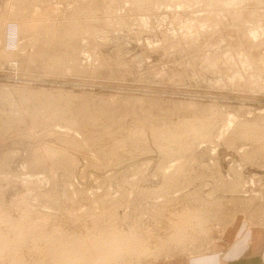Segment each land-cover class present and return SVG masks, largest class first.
<instances>
[{
	"label": "rangeland",
	"instance_id": "obj_1",
	"mask_svg": "<svg viewBox=\"0 0 264 264\" xmlns=\"http://www.w3.org/2000/svg\"><path fill=\"white\" fill-rule=\"evenodd\" d=\"M137 1L0 0V264H162L264 227V1Z\"/></svg>",
	"mask_w": 264,
	"mask_h": 264
},
{
	"label": "crops",
	"instance_id": "obj_2",
	"mask_svg": "<svg viewBox=\"0 0 264 264\" xmlns=\"http://www.w3.org/2000/svg\"><path fill=\"white\" fill-rule=\"evenodd\" d=\"M231 229L227 237L214 243L211 252L162 264H264V227L242 220Z\"/></svg>",
	"mask_w": 264,
	"mask_h": 264
},
{
	"label": "bare ground",
	"instance_id": "obj_3",
	"mask_svg": "<svg viewBox=\"0 0 264 264\" xmlns=\"http://www.w3.org/2000/svg\"><path fill=\"white\" fill-rule=\"evenodd\" d=\"M222 1H223V0H222ZM228 1H229V2H228L229 4H234V5H232V6L237 5L235 8H237V7H242V6H240L241 3H242V2H243V4L245 3L244 0H228ZM252 1H255V0H252ZM258 1H259V2H261V1L263 2L264 0H258ZM136 2H140V1H137V0H136ZM228 3H227V5H228ZM244 5H245V4H244ZM244 7H245V6H244ZM244 7H243V8H244ZM18 8H19V7H18ZM231 8H232V7H230V9H231ZM243 8H242V9H243ZM237 9H239V8H237ZM237 9H236V11H237ZM244 9H245V8H244ZM11 13L13 14V12H11ZM246 13H247V11H246ZM25 14H26V13H25ZM252 14H253V13H252ZM13 15H14V14H13ZM245 15H246V14H245ZM238 16H240V15H238ZM242 16H243V15H242ZM26 17H27V16H26ZM236 17H237V16H236ZM243 17H244V16H243ZM8 18H9V16H8ZM10 18H12V15L10 16ZM238 18H239V17H238ZM2 21H3V20H2ZM0 22H1V21H0ZM69 23H70V22H69ZM69 23L66 22V24H69ZM71 23H72V22H71ZM77 24H78V23H77ZM77 24H76V25H77ZM0 25H1V24H0ZM2 25H3V24H2ZM18 25H19V23H18ZM74 25H75V24H74ZM65 26H66V25H65ZM67 26H68V27H66V28L63 27V29H66V30H67V28L69 29V26H70V25H67ZM71 26H72V25H71ZM2 27H3V26H1L0 28H2ZM26 27H27V26H26ZM73 27H74V26H72V28H73ZM72 28H71V29H72ZM18 29H19V28H18ZM23 29H24V24H23ZM23 29H22V30H23ZM71 29H70V33H71V34H75V33L71 32ZM0 30H1V29H0ZM22 30H21V29L18 30V36H17V38H18V45H17L18 48H19V45H20V48H21V47H23L22 45L25 44V43H23L24 40L22 39V38L24 37V32H26V31L29 32V31H28V30H29L28 28L25 29L26 31H22ZM74 30H76V27H74V29H72V31H74ZM78 30H79V29H77L76 32H77ZM1 32H2V31H1ZM64 32H65L64 34L68 35V34L66 33L67 31H64ZM2 33H3V32H2ZM59 33H60V32H59ZM59 33H58V35H59ZM61 33L63 34V30H62ZM68 33H69V32H68ZM25 35H26V33H25ZM58 35H57V37H58ZM2 36H3V34H2ZM60 36H61V34H60ZM60 36H59V37H60ZM63 36H65V35H62V38H63ZM0 37H1V35H0ZM21 37H22V38H21ZM25 37H26V36H25ZM60 38H61V37H60ZM65 38H66V37H65ZM71 38H72V37H71ZM45 45H46V44H45ZM65 47H66V46H65ZM72 53H73V52H72ZM28 58H30V57H28ZM72 61H73V60H72ZM261 71H262V70H261ZM62 94H63V93H62ZM69 95H70V94H69ZM76 96H77V95H76ZM78 96H79V95H78ZM65 97H66V95H65ZM81 97H82V96H81ZM77 98H78V97H77ZM65 100H66V99H65ZM216 109H217V108H216ZM46 112H47V111H46ZM219 113H220V112H219ZM215 114H216V113H215ZM215 114H214V115H215ZM209 123H210V122H209ZM166 124H167V123H166ZM247 125H248V124H247ZM179 126H181V125H179ZM257 127H258V126H257ZM198 129H199V128H198ZM259 130H260V129H259ZM162 131H163V130H162ZM179 131H180V130H179ZM257 131H258V130H257ZM179 133H180V132H179ZM257 135H258V134H257ZM260 136H261V135H259L258 138H260ZM120 248H122V247H120ZM136 251H137V250H136ZM115 253H116V254H117V253L119 254L120 252H119L118 249H116ZM79 254H81V253H79ZM77 255H78V254H77ZM77 255H76V256H77ZM79 256H80V255H79ZM82 256L84 257V254H83ZM75 258H76V257H75ZM79 259H81V258H79ZM83 259H84V258H83ZM68 260H69V259H68ZM73 261H74V259H73Z\"/></svg>",
	"mask_w": 264,
	"mask_h": 264
}]
</instances>
